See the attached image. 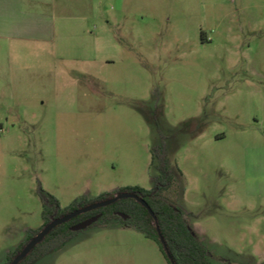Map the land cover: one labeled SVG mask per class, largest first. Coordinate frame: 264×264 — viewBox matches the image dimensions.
Segmentation results:
<instances>
[{
  "label": "rangeland",
  "instance_id": "obj_1",
  "mask_svg": "<svg viewBox=\"0 0 264 264\" xmlns=\"http://www.w3.org/2000/svg\"><path fill=\"white\" fill-rule=\"evenodd\" d=\"M38 1L45 33L0 35V264L44 223L42 188L63 207L152 188L162 145L208 261L264 264V0ZM34 264L168 262L114 219Z\"/></svg>",
  "mask_w": 264,
  "mask_h": 264
},
{
  "label": "trees",
  "instance_id": "obj_2",
  "mask_svg": "<svg viewBox=\"0 0 264 264\" xmlns=\"http://www.w3.org/2000/svg\"><path fill=\"white\" fill-rule=\"evenodd\" d=\"M154 161L158 163V174L153 178L154 185L152 188L147 189L135 185L123 187L117 192H132L145 199L156 218L135 198L119 199L112 204L82 213L56 226L19 264H34L40 258L62 248L77 233V231L71 229V226L96 214H100V217L91 226L106 227L114 219L122 225L131 226L159 245L168 264L172 263L160 240L157 227L160 229L174 264H211L208 261L210 252L206 249L198 233L189 223L173 196V194L177 195L178 192L183 194L186 190L185 185L180 182V179L184 176L182 170L177 164L174 167L168 164L164 145L153 149ZM117 192L102 193L91 201H87L82 197L75 199L71 206L63 207L57 197L45 192L42 188L41 196L45 206L43 212L45 222L38 229H31L26 240L17 246L15 250L9 252L6 264H9L25 244L53 219L91 203L111 198ZM119 212L126 214L128 218L124 219L118 214Z\"/></svg>",
  "mask_w": 264,
  "mask_h": 264
},
{
  "label": "water",
  "instance_id": "obj_3",
  "mask_svg": "<svg viewBox=\"0 0 264 264\" xmlns=\"http://www.w3.org/2000/svg\"><path fill=\"white\" fill-rule=\"evenodd\" d=\"M135 198L137 201H139L140 203H142V205H144L148 210L149 212L151 213V215L156 218L153 210L151 209V207L149 206V204L147 203V201L141 197H139L137 194L135 193H132V192H118L116 193L113 197L111 198H108V199H105V200H101V201H97V202H94V203H91L89 205H86L82 208H78V209H75L63 216H60L56 219H53L51 222H49L48 224H46L34 237H32L26 244L25 246L22 248V250L13 258V260L9 263V264H19L30 252L31 250L38 244L40 243L49 233L51 230H53L56 226L64 223V222H67L69 221L70 219L82 214V213H85V212H88V211H91V210H95V209H98V208H101V207H105L109 204H112L113 202L119 200V199H123V198ZM120 216H122L124 219H126L128 216L122 212H119L118 213ZM100 217V214L98 215H95L91 218H88L82 222H79L75 225H73L71 227V229L73 231H79V230H82V229H85L89 226H91L93 223H95ZM157 231L159 233V237H160V240L161 242L163 243L165 249L167 250V254L171 260V263L174 264V261L167 249V245L165 243V240L160 232V229L159 227H157Z\"/></svg>",
  "mask_w": 264,
  "mask_h": 264
},
{
  "label": "crops",
  "instance_id": "obj_4",
  "mask_svg": "<svg viewBox=\"0 0 264 264\" xmlns=\"http://www.w3.org/2000/svg\"><path fill=\"white\" fill-rule=\"evenodd\" d=\"M209 1H211V3L213 2L212 4H217L218 2L223 3L225 0ZM215 1H217V3H215ZM32 3H34L35 5H45V2H39L38 0H32ZM23 5H25V0H0V14H2L1 27H15L11 32L0 30V35L25 38V35L40 36L41 34L45 33L43 27L44 24H42L44 15L32 13L30 16L25 17V9L22 8ZM16 11H20L22 15L19 16L15 14L14 12ZM25 25H27L26 31ZM29 29H33L34 32L29 31Z\"/></svg>",
  "mask_w": 264,
  "mask_h": 264
},
{
  "label": "flooded vegetation",
  "instance_id": "obj_5",
  "mask_svg": "<svg viewBox=\"0 0 264 264\" xmlns=\"http://www.w3.org/2000/svg\"><path fill=\"white\" fill-rule=\"evenodd\" d=\"M117 193H118V192H117ZM115 194H116V193H115ZM96 215H98V214H96ZM93 216H95V215H93ZM93 216H92V217H93ZM90 218H91V217H90ZM127 218H128V217H127ZM127 218H126V219H127ZM44 222H45V220H44ZM81 222H82V221H81ZM43 224H44V223H43ZM43 224H42V225H43ZM74 225H75V224H74ZM72 226H73V225H72ZM72 226H71V227H72Z\"/></svg>",
  "mask_w": 264,
  "mask_h": 264
}]
</instances>
